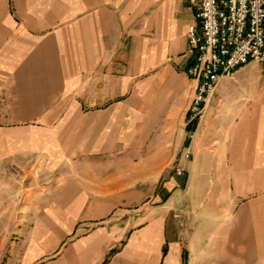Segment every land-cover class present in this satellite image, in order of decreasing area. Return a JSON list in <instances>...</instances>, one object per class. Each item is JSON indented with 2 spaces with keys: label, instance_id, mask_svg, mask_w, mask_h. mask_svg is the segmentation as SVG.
Returning a JSON list of instances; mask_svg holds the SVG:
<instances>
[{
  "label": "crops",
  "instance_id": "1",
  "mask_svg": "<svg viewBox=\"0 0 264 264\" xmlns=\"http://www.w3.org/2000/svg\"><path fill=\"white\" fill-rule=\"evenodd\" d=\"M196 23L185 0H0V167L49 177L21 264H264V118L175 120Z\"/></svg>",
  "mask_w": 264,
  "mask_h": 264
},
{
  "label": "rangeland",
  "instance_id": "2",
  "mask_svg": "<svg viewBox=\"0 0 264 264\" xmlns=\"http://www.w3.org/2000/svg\"><path fill=\"white\" fill-rule=\"evenodd\" d=\"M180 6L181 0H176ZM178 18V13L176 14ZM179 23V29H181ZM184 92L190 94L187 111L184 109L175 116L177 125L187 126L194 116L189 106L193 97L191 81L181 83ZM264 118V65L259 62H250L241 69H237L228 77H223L214 92L209 96L204 108L196 115L197 124L193 132L185 131V137L194 141L197 130L207 120L223 122L227 120L258 121ZM200 128V129H199ZM203 129V127H202ZM219 128L211 127L206 130L211 149L213 142L219 136L215 133ZM166 135L176 136V130H165ZM188 157L191 150L186 145H179L169 163V171L181 169L178 166V158ZM12 163L8 167H0V264H21L23 251L31 244L37 243L33 239L32 232L38 227L34 222L37 215V197L43 192V184L49 181V177L43 175V169L35 166L37 161L31 159L21 163ZM35 166V168H34ZM14 189V190H12ZM46 193H48L46 191ZM43 194V193H42ZM33 264H37L35 261Z\"/></svg>",
  "mask_w": 264,
  "mask_h": 264
},
{
  "label": "built area",
  "instance_id": "3",
  "mask_svg": "<svg viewBox=\"0 0 264 264\" xmlns=\"http://www.w3.org/2000/svg\"><path fill=\"white\" fill-rule=\"evenodd\" d=\"M185 1L194 7L197 19L187 29L191 53L187 74L196 81L189 106L192 120L221 78L250 61L264 64V0Z\"/></svg>",
  "mask_w": 264,
  "mask_h": 264
},
{
  "label": "trees",
  "instance_id": "4",
  "mask_svg": "<svg viewBox=\"0 0 264 264\" xmlns=\"http://www.w3.org/2000/svg\"><path fill=\"white\" fill-rule=\"evenodd\" d=\"M197 121V119H192L188 122L187 124V129L191 130L192 129V125H194V123Z\"/></svg>",
  "mask_w": 264,
  "mask_h": 264
}]
</instances>
